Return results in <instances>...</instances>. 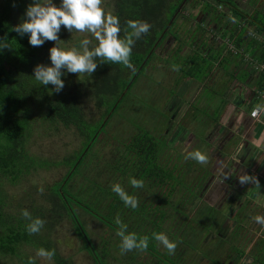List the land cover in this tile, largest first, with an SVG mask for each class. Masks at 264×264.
Returning <instances> with one entry per match:
<instances>
[{"label":"trees","instance_id":"obj_1","mask_svg":"<svg viewBox=\"0 0 264 264\" xmlns=\"http://www.w3.org/2000/svg\"><path fill=\"white\" fill-rule=\"evenodd\" d=\"M190 1L107 0L106 5L109 10H105V13L119 17L122 39H126L129 35L130 30L127 28L129 20H142L151 25L149 32L136 40L132 47L130 60L133 67L102 63L97 59L98 67L92 75L66 74L62 77L65 87L57 94L50 91L51 85L42 86L32 77V70L36 64L49 63L48 49L55 46L54 42H46L42 47H32L27 37L20 38L13 31V27L23 18L24 10L31 0H0V176H5L11 183L16 184L17 179L36 165V159L30 156L25 149L30 123L36 116H41L49 122L61 123L66 128L73 127L81 145L79 150L62 158L59 162L67 167V171L60 181L48 187L44 199L42 198L47 205L32 200L29 205H19L17 210L10 212L4 209L6 207L5 198L0 195V264H6L3 259L8 256L9 258L16 257L20 264H28L30 257L21 253L22 247L25 246L37 251L41 248L54 251L51 259L53 264H72L68 258L60 254L52 238L56 225L62 219L70 220L76 236L82 241V247L88 252L93 264H108V249L92 240L77 209L102 223L109 231L116 233V238L120 241L121 237L118 235L120 225L116 223L117 218L127 226L126 234H135L138 240L147 238V247L133 249L134 252L129 256L127 264H187L190 252L200 254L198 248L192 246L186 239H178L173 252H169L164 246V249L160 250L155 235L163 231V224L170 219L168 234L174 238L178 225L175 219L183 214L178 207L171 208L172 213H169L168 206L171 207V205L167 196L161 199L157 197L156 201L147 200L140 193L141 190L147 193V186L133 188L129 183L130 177L141 180L143 185L159 187L165 183L170 187L167 193L169 195L175 188L174 182H182L180 174L173 175V168L169 169L159 162L162 149L170 145L165 134H161L162 126L165 124V129H167L168 123H164L166 118H160V115L158 121L150 118L147 110V105L150 103L147 101H155V98H153L150 87L142 85L140 76L147 71L152 60L159 56L156 50L161 46L176 24L177 17L182 14ZM203 1H207L203 6L204 10L211 7L213 1L231 2V0ZM219 15L225 16L224 13ZM251 23L255 27V32L264 36V14L255 13L251 18ZM201 28L198 26L190 33L189 39L185 41L186 45L193 46L196 34L204 30ZM73 32L74 35L79 34L78 31ZM227 35L237 49L243 46L244 51H256L255 59L264 62V48L259 41L245 39L246 42H243L244 36H242L241 29L235 35L231 33V30H225L221 38ZM59 37L61 40L58 46L62 48H66L67 44L79 48L80 41L84 39L72 36V33L63 27ZM92 40L95 43L94 38ZM204 44L202 41V46ZM181 51L182 45L180 46L179 43L175 52ZM217 54H221V50L210 49L205 55L197 51L189 55L179 54L180 57L186 58V63L176 69L181 71L183 77L200 81L211 71L212 61L216 60ZM196 56L206 63L202 65L198 60H193L192 58ZM258 74L261 82L260 90H263L264 72ZM143 87L145 89L141 91ZM129 92L142 97H139L140 99L136 102L137 107L129 108V117L126 118L129 123H123L124 129L120 131V136L117 138L123 145V152L119 153L111 167L120 175L115 184H120L125 191L128 189L126 192L137 199L138 204L134 209L125 206L118 195L112 191L111 187L114 184L106 186L99 180L98 172L95 177H91L88 176V170H86L89 155L96 152L95 145L102 132L109 136L111 132L108 129H112L111 126L120 125V123L110 122L120 121L117 113ZM85 96L93 100L95 108L104 109L98 120L91 122L86 120L83 108ZM156 102L161 103L162 99ZM166 113V110L163 111V115ZM154 118H157L156 115ZM161 121L163 125L160 124ZM127 127L133 128L127 129ZM128 130L134 132L127 140L122 134ZM159 135L160 138H158ZM203 176L206 177L207 173ZM78 177H83L84 182H77ZM172 180L173 183H171ZM149 192L152 195V192ZM105 200L108 202L104 203ZM161 204L167 206L160 207ZM22 210H27L34 218L44 221L39 233L30 234L27 231L28 222L22 217ZM211 214L208 213L209 218ZM190 219L193 220L192 216ZM138 251V256L142 258V261L135 263ZM235 251L239 252V249L236 248ZM200 256L208 257L202 253ZM210 262L217 263L215 259H211ZM254 262L264 264L262 251ZM35 264H39L37 260Z\"/></svg>","mask_w":264,"mask_h":264},{"label":"rangeland","instance_id":"obj_2","mask_svg":"<svg viewBox=\"0 0 264 264\" xmlns=\"http://www.w3.org/2000/svg\"><path fill=\"white\" fill-rule=\"evenodd\" d=\"M55 2L58 4L59 0H55ZM106 2L107 0H102L101 7L104 11L109 10ZM235 2L247 14L261 12L264 14V0H235ZM201 8L202 0H191V3L186 5L182 15L176 19V27L182 29L193 28L195 26L194 23L199 22L201 17H206L201 16ZM221 10L227 13L225 15L227 17H224L219 22L218 25L221 28L218 26L216 33L209 30L201 34L197 33L198 39L194 43L195 45H186L181 52H175L178 46L175 41L171 40L167 48L164 46L162 51L158 53L159 56L152 60L147 71L140 76L142 77V85L150 87L155 101L162 99L161 103H155L154 100L147 101L150 103L147 105L150 118L158 121L160 115V118H166L164 123H168V128L165 129V124L162 121L160 122V124H164L161 134H165V138L170 145L162 149L159 162L169 169L173 168V175L180 174L182 176L181 183L171 181V183L174 182L175 188L169 195L167 193L170 187L165 183L159 187L145 184L143 186L148 187V192L145 193L141 190L140 193L147 200L154 199V201L157 200V197L161 199L163 196H167V200L171 205V207L168 206L169 213H172L171 208L173 207H178L182 212L183 215H178L179 217L175 219V223L178 225L174 238L168 234L170 219H167V222L163 224L161 233L166 234L173 243H177L178 239H186L192 246L198 248L197 250L200 254L197 255L196 252L193 254L190 252L187 264H257L254 262L255 258L258 257L261 251L264 255V224H256V216L251 217L248 215L247 218L242 216L244 209L245 213L250 214L247 209L251 208H246V206L245 208H240V205L239 207L234 205L232 209L236 210L235 216L228 220L225 226V235L220 237L217 233L227 215L217 218L214 210L208 208V202L204 201V198H195L194 195L202 187L205 189L211 188L210 185H205L211 179V175H214L212 181H215L218 172L220 171L221 173L225 168H228L227 166L231 164L230 158L238 151V147H241V145H235L236 134L234 132V136L231 137L233 141L226 138L227 142H221L222 137L231 136L232 125L227 127V132L231 131L227 136L223 134L225 129L221 133L216 132V123L211 122L212 118L210 123L206 122L204 118V115L211 116L223 104L222 94H219L222 90L217 86V83L225 78V72L230 73L227 68H233L234 71L238 70L239 66L233 65L231 61L237 60L239 56L235 57V55H232L233 52L230 46L224 47L221 50L222 54H217L216 60L212 61L211 71L200 81L190 77H183L181 71L176 69L186 63V58L180 57L179 54L189 55L195 51L206 54L207 49L218 50L222 42L220 36L222 35L223 26L225 24L230 26L236 20V17L227 11L225 7H221ZM212 11H215V9H210L209 12ZM236 16H240V13H237ZM238 21L239 19H237ZM244 25L247 29V36L253 37L255 27L248 22H245ZM245 27L241 31L242 34L245 33ZM72 36L83 37L84 39L94 38L92 34L87 32H79V34L75 35L72 32ZM180 36L188 37V34L180 32ZM225 37L228 38L229 36ZM256 37L258 36L256 35ZM201 41L205 44L202 49L197 50V48H201ZM70 48L72 47L67 44L65 49ZM192 59L198 60L202 65L206 63L197 56ZM221 61H223V65L220 63ZM242 65L248 66V64L244 63ZM238 71L239 74L243 73L242 69ZM235 83L239 85L238 82ZM168 87L170 88L169 90ZM224 87L227 86H222V88ZM144 89L145 87L141 91ZM147 92L149 93V90ZM139 97L142 96H136L130 92L126 95L117 113V118L120 121L110 122L120 123V125H110L112 129H108L111 132L109 136L102 132L99 136V141L95 145L96 152L89 155L86 169L88 170V176L95 177L98 172L99 180L106 186L107 184L112 186L119 180L120 175L114 172L111 167L119 153L123 152V145L117 138L120 136V131L124 129L123 123H129L126 121V118L129 117V108L137 107L136 102L140 99ZM257 97L259 100V94ZM124 103L126 104L124 105ZM204 103L207 105L204 106ZM83 108L88 122L101 118V114L104 111V109L95 108L93 100L87 96L83 98ZM165 110L167 113L163 115ZM155 115L156 119L154 118ZM129 128L132 129L133 127H127V129ZM240 131L243 136V130L240 129ZM240 131H238L239 134ZM128 132L124 131L122 134L123 136L125 135L127 140L134 131L128 130ZM174 134L175 136H173ZM27 137L25 149L30 156L36 159V165L17 179L16 184L11 183L7 177L0 176V195L5 198L6 207L4 209L10 212L17 210L19 205H29L32 200L47 205L43 199L48 187L54 182L60 181L67 171V167L61 163L59 164V162L62 158L70 156L81 147L78 134L73 127L66 128L61 123L49 122L41 116H36L31 121ZM158 138H160V135ZM197 151L205 156L203 163L190 157V153ZM218 157L222 159V162L218 161ZM217 164L219 165L215 169ZM206 173L207 176H203ZM76 180L77 182H84L83 177H78ZM71 190L73 191V188ZM149 191L152 192V195L149 194ZM261 197H263V194L258 196V209L264 203L261 201ZM241 199H244L246 203L248 196L242 195ZM106 202L108 200H105L104 203ZM166 206L161 204L160 207ZM205 209L209 210L207 212L212 213L210 218L208 213H205ZM77 211L83 222H85L86 230L92 240L108 249V264H127L129 256L134 251L122 252L120 248L121 241L116 238V233L109 231L106 226L88 217L81 210L77 209ZM262 211L263 208H260L261 213ZM191 216L193 222L190 219ZM52 238L55 240L60 254L68 258L72 264H93L88 252L82 247V241L76 236L69 219H62L56 225ZM158 245L160 250L164 249L162 244L159 243ZM236 248L239 249V252L235 251ZM21 253L34 258L39 264H53L52 260L37 255L38 251L31 247H22ZM201 253L208 257L202 258L200 256ZM138 254L139 251L135 263L142 261ZM211 259H215L217 263L210 262ZM3 261L6 264H20L16 257L9 258L8 256Z\"/></svg>","mask_w":264,"mask_h":264},{"label":"clouds","instance_id":"obj_3","mask_svg":"<svg viewBox=\"0 0 264 264\" xmlns=\"http://www.w3.org/2000/svg\"><path fill=\"white\" fill-rule=\"evenodd\" d=\"M102 0H31L25 8L23 18L13 27V31L20 37H27L32 47H42L46 42H54L55 46L48 49L49 63H38L33 68V76L42 86L51 85V92L60 93L65 87L62 77L66 74L92 75L98 67L97 59L102 63L122 64L132 68L130 57L132 47L136 40L149 32L151 25L142 20L127 21L130 30L126 39L120 37L121 24L119 17L106 14L101 7ZM69 33L74 30L92 34V39H82L79 48L65 49L58 46L61 40L59 34L61 28ZM89 45H92L89 47ZM7 47V46H5ZM260 147L259 142H256ZM194 160L201 163L205 156L200 152L189 154ZM241 185L254 184L260 187L259 180L254 175L244 173L238 177ZM133 188H142L143 182L135 177L129 178ZM112 191L118 195L125 206L136 208L138 201L120 184H114ZM22 217L28 222L26 227L30 234L39 233L44 225L40 218H34L27 210H22ZM256 221L264 224V217L257 216ZM116 223L120 225L118 235L121 237L120 248L122 252L135 248L147 247V238L138 240L135 234H126L127 226L122 224L119 218ZM155 240L162 244L169 252L175 250V243L171 242L164 233L155 235ZM37 255L49 260L54 256V251L41 248ZM28 264H35L34 258L28 259Z\"/></svg>","mask_w":264,"mask_h":264},{"label":"flooded vegetation","instance_id":"obj_4","mask_svg":"<svg viewBox=\"0 0 264 264\" xmlns=\"http://www.w3.org/2000/svg\"><path fill=\"white\" fill-rule=\"evenodd\" d=\"M190 3H191V1L189 2V4ZM205 3H207V1L202 2V8L200 10H201V16H206V17H204V18L201 17L200 21L197 23H194L195 26L193 28H189V29L177 28L176 24H175L172 27L170 33L167 34V36H166L165 40L163 41V43L161 44V46L158 47V49L156 50L157 54L160 51H162L164 46H165V48H167V46L170 44L171 40L175 41L177 46L180 43V46L182 45V50H184V48L186 46L185 41H187V39H189V37L191 35L190 33L195 31L198 28V26L202 27L201 29H204V30H201L200 32H198L199 34L206 32L207 30H209L210 32L216 33L218 31L217 27L219 26L218 25L219 22L224 17H227V16H220L219 15L220 13H224L225 15H227V13L225 11L221 10V7H225V9H227V11H229L230 13H232L236 17L235 23L231 24L230 26H227L226 24L223 26L222 35L224 34L225 30H231V33L235 35V33H237L239 29H241V31H242V29L245 27V25H244L245 22H248V23H250V25H253L251 23V18L254 16L255 13L254 14H247L244 10L240 9L237 6L235 0H231V2L225 1V3H217L215 1H213V2H211L212 6L208 7V9L204 10L203 6ZM210 9H215V11L209 12ZM179 10H180V8L178 9V11ZM237 13H240V16H236ZM180 15H182V14H180ZM175 16L176 15H174V17ZM189 18H190V15H189ZM237 19H239L238 22H237ZM219 28H221V27L219 26ZM180 32L187 33L188 37L180 36ZM227 36H229V35H227ZM242 36H244L243 42H246L245 39H249V40L253 39V37L247 36L246 27H245V33H243ZM220 37H222V36H220ZM197 39H198V36H195V39L193 40V46L195 45L194 43L197 41ZM221 39H222V42L220 41L221 45L219 46L218 50H222L224 47L232 45L235 49V53L233 52L232 55H235V57L239 56V58H238V59H240L239 62L244 63V64H246V63L249 64V62L246 61L245 59H250L251 56L247 51H244L243 46L241 48L237 49L232 44L231 38L225 37V38H221ZM200 45H201V48L199 47V50L203 48L202 47V41L200 42ZM209 50L210 49H207V53L209 52ZM203 55H205V54H203ZM225 55L228 56L227 54H225ZM235 62H236V60H235ZM235 64L240 66L238 64V62H236ZM242 80H243V78H241V76L239 75V72L232 70V71H230V73L225 72V78H223L221 81H219L217 83V86H219L222 89V86H227L230 84L234 85L235 82H239V81H240L239 83H241ZM199 95H200V93H199ZM227 127H230V125H228ZM218 133H220V132H218ZM223 134L228 136V132H226V131H223ZM224 137H226V136H224ZM224 137H222V139ZM244 149H245V147H244ZM230 161H231V164L227 166L228 168H225L221 173H220V171L218 172L217 176L215 177L216 178L215 181H212V179L214 178V175H211V177H210L211 179H209V181L205 184V185H210L211 188L205 189L204 187H202L198 193L194 194L195 198H197V197L199 199L204 198V201L208 202L207 203L209 206L208 208L210 210H214L217 218L227 215L225 217L224 223L221 225V227H219V230L217 233V235L220 237L221 236L224 237V235H225V232H226L225 226L228 223V220L231 217L235 216L236 210L232 209L234 205H236V207H239V205H240V208L241 207L245 208V206H246V208H251V209H247V210H249L250 214L245 213V209H244V213L242 216L245 218H247L248 215L251 217H253V216L264 217V204L260 205V208H263V211L261 213L260 208L258 209L259 202H257V199H256V197L258 198V196L261 195L263 192L253 191L252 190L253 187L241 185L239 182V179H238V171H239L238 168L241 167L239 164V161H238V157L236 155H234L233 157L230 158ZM217 167H218V164H217ZM217 167L215 169H217ZM215 169H214V171H215ZM242 195L248 196V201L246 203L244 202V199H241ZM207 211H209V210L205 209V213ZM207 213H209V212H207ZM240 219H241V217H240ZM255 222H256V224H260L256 220H255Z\"/></svg>","mask_w":264,"mask_h":264},{"label":"crops","instance_id":"obj_5","mask_svg":"<svg viewBox=\"0 0 264 264\" xmlns=\"http://www.w3.org/2000/svg\"><path fill=\"white\" fill-rule=\"evenodd\" d=\"M248 53L252 59L256 60L254 57L255 55L257 56L256 51ZM239 60L237 59L236 62L240 65L239 67L237 66L238 70H243V73L239 74L243 78L242 82L239 83V81V85L235 83L234 85L230 84L222 88L219 94H222L223 104L211 116L204 115V118L208 123H210L211 118L213 119L211 122L216 123V132L221 133L223 129L227 132V126H233L231 136L224 137L221 142H227V139L231 140V137L234 136L233 132L236 134L235 145H241L235 153L241 166L238 168V177L244 173L256 176L260 183L259 188L251 183L245 185L253 187V191L264 193V111L261 112L258 118H252L249 115L250 110L260 104L257 96L258 94L259 97L264 95V89L260 90L261 82L259 81V72L249 65L245 67ZM236 62L231 61L233 65H236ZM227 69L230 71L233 70V68ZM206 105L204 103V106ZM240 129L243 130V136ZM238 131H240V134ZM256 142H259L260 147H257ZM218 161L222 162V159L218 157ZM261 199L264 202V194Z\"/></svg>","mask_w":264,"mask_h":264},{"label":"built area","instance_id":"obj_6","mask_svg":"<svg viewBox=\"0 0 264 264\" xmlns=\"http://www.w3.org/2000/svg\"><path fill=\"white\" fill-rule=\"evenodd\" d=\"M255 33H254V35H252L253 39L259 41L261 43L262 47L264 48V36L262 34H257V33L255 34ZM256 35L258 37H256ZM229 46H230L231 51L235 53L234 47L232 45H229ZM245 60L248 61L249 62L248 65L253 67L254 69H256L257 72H264V62L263 61L254 60L252 58L245 59ZM259 101H260V104L253 107L250 110L249 115L252 118H258L260 116L261 112L264 111V95L259 97Z\"/></svg>","mask_w":264,"mask_h":264}]
</instances>
